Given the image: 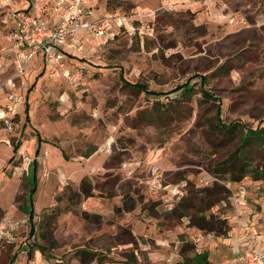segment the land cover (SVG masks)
<instances>
[{
    "label": "rangeland",
    "instance_id": "374dc122",
    "mask_svg": "<svg viewBox=\"0 0 264 264\" xmlns=\"http://www.w3.org/2000/svg\"><path fill=\"white\" fill-rule=\"evenodd\" d=\"M90 2L97 15L121 16L124 27L108 39L84 34L63 66L37 55L18 76L8 13L27 0H0V221L16 224L10 241L0 239V264H79L81 248L104 264H181L198 252L207 264H230L239 243L258 248L237 209L243 200L253 206L256 218L247 213V222L264 229L263 185L228 184L234 205L207 211L229 218L224 236L169 216L182 196L215 180L205 170L213 156L202 117L217 102L204 100L197 83L186 105L154 114L172 101L168 91L200 73L226 121L264 125V0ZM84 178L92 195L68 199L66 187L77 190ZM22 203L33 213V237ZM51 210L54 243L46 256L35 250L28 259L17 249L44 242L39 224Z\"/></svg>",
    "mask_w": 264,
    "mask_h": 264
},
{
    "label": "trees",
    "instance_id": "16d2710c",
    "mask_svg": "<svg viewBox=\"0 0 264 264\" xmlns=\"http://www.w3.org/2000/svg\"><path fill=\"white\" fill-rule=\"evenodd\" d=\"M207 74L194 73L190 75L187 80L176 85L172 90L168 91L172 95L170 96L172 101L154 114L159 118L163 112L168 110L171 115V108L180 107V105H186L189 98L195 92V85L199 83L201 89L199 92L202 94L204 100H210L217 102L215 104V110L212 116L202 117L205 124V132L209 138V149L211 150V156L205 165V170L215 178L212 186L204 188L203 190H190V193L182 196L180 200L175 204L169 213L175 221L172 224H177L182 217H187L191 226L196 228L216 232L218 235H227L229 232L230 224L229 218L219 216L213 212L207 214L208 210H211L219 203H224L223 206L231 208L233 202L231 196V187L228 184H237L240 189L244 188V182L247 180L258 186L260 189L263 185L264 192V125L258 124L252 128L240 122L238 120L226 121L222 114L221 101L215 97L211 92L203 87L206 83ZM125 85H130L135 89L143 90L146 93L153 95L164 94L161 91H153L146 88L139 83L130 84L127 81H123ZM167 92V93H168ZM169 93V95H170ZM170 111V112H169ZM17 143L13 146L14 149ZM96 147H89L83 154L85 157H89L96 151ZM65 155V154H64ZM35 162V159H33ZM92 187L89 181L84 178L80 183L77 190L67 188L64 190V195H67L68 199L73 196L77 200L91 196ZM202 193H204L202 195ZM59 199V198H58ZM18 208L28 215V222L30 224L29 235L32 237L35 234V226L33 221V213L26 208L24 203L19 204ZM57 216V211L51 210L50 213H46L40 221V228L42 232L38 234L43 243H34L35 248L29 250L28 244L24 243L21 248H18V252L26 250L27 258H31L33 251L39 250L42 255L46 256L48 248L52 247L53 236L52 228L54 227V219ZM48 258H54L53 256H47ZM75 257L79 264H91L96 261L97 264H104L105 258L98 256L96 251H92L87 248L77 249ZM186 263L190 261L194 264H207L208 259L205 253H195L194 256L188 258L185 257ZM9 264H11L9 262ZM52 264H68V262H52Z\"/></svg>",
    "mask_w": 264,
    "mask_h": 264
},
{
    "label": "built area",
    "instance_id": "2783aa9c",
    "mask_svg": "<svg viewBox=\"0 0 264 264\" xmlns=\"http://www.w3.org/2000/svg\"><path fill=\"white\" fill-rule=\"evenodd\" d=\"M123 21L121 16L97 15L90 0H27L26 6L8 13L7 40L15 52L16 75L25 74L27 64L37 55L51 67L63 66L68 54L81 50L84 34L112 38L124 27ZM2 119L11 130L9 120ZM15 229V223L0 221V239L10 241ZM238 248L230 264H264V241L258 248L243 243Z\"/></svg>",
    "mask_w": 264,
    "mask_h": 264
},
{
    "label": "crops",
    "instance_id": "0c3cea01",
    "mask_svg": "<svg viewBox=\"0 0 264 264\" xmlns=\"http://www.w3.org/2000/svg\"><path fill=\"white\" fill-rule=\"evenodd\" d=\"M90 5H91V2H90ZM77 35H81V32H78L77 33ZM0 112H3V111H0ZM3 115V114H2ZM1 115V116H2ZM257 187V189H258V186H256ZM242 202H240V204H241ZM243 204H244V206H239V208L237 209L238 211H241V213H242V215L244 216V217H242L241 219V225H242V227H246V229H247V231L249 232V233H252V234H250L249 235V237H248V242H250V243H252V244H255V242L256 243H258L259 244V246H261V243L264 241V229L262 228L261 229V231H257V232H255V228L254 227H251V225H252V223H249V222H247V219L249 218L250 220H252L253 218H256V216H255V213H251V212H254V211H256V210H253V206H249L244 200H243ZM242 209L244 210V212H242ZM259 210H261V211H259ZM258 211V215H260V216H262L261 215V213H262V208H260ZM247 213H251L250 215H248L247 217H246V214ZM257 214V213H256ZM251 216V217H250ZM258 222H260V223H264V219L263 220H261V221H259L258 220ZM264 227V226H263ZM241 229V228H240ZM236 230L238 231L239 230V228L237 227L236 228ZM240 231V230H239ZM239 249V248H238ZM238 251V250H237ZM236 255V254H235ZM235 258V257H234ZM36 261H38V259H36L35 260V262ZM108 264H114V263H108ZM123 264H125V263H123Z\"/></svg>",
    "mask_w": 264,
    "mask_h": 264
}]
</instances>
